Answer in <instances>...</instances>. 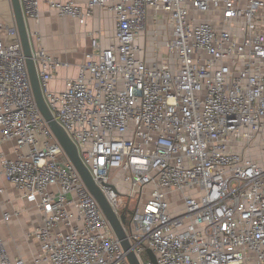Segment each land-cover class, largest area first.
Instances as JSON below:
<instances>
[{
	"label": "built area",
	"instance_id": "obj_1",
	"mask_svg": "<svg viewBox=\"0 0 264 264\" xmlns=\"http://www.w3.org/2000/svg\"><path fill=\"white\" fill-rule=\"evenodd\" d=\"M20 2L45 101L141 264L148 250L157 264H264V0ZM42 5L80 25L115 16L108 47L89 33L59 92L49 84L70 64L31 25ZM0 142L16 144L2 174L42 215L33 264H130L38 109L15 19H0ZM0 264H26L1 234Z\"/></svg>",
	"mask_w": 264,
	"mask_h": 264
},
{
	"label": "crops",
	"instance_id": "obj_2",
	"mask_svg": "<svg viewBox=\"0 0 264 264\" xmlns=\"http://www.w3.org/2000/svg\"><path fill=\"white\" fill-rule=\"evenodd\" d=\"M42 10L40 24H31L32 27L40 31L43 47L47 52L70 64L68 68L58 69L49 84L52 91L59 92L65 89L68 78L78 76L84 54L91 51L89 33L103 31L101 45L102 48L108 47L109 40L113 38L115 32V16L108 10L97 9L85 25H80L72 19H62L49 12L46 5H42ZM2 156L16 157L15 142H0V234L12 259L21 258L26 264H33L39 251V243L33 237V233L42 225V215L36 205L29 202L24 193L4 177L1 167ZM5 214L11 215L9 221L4 220Z\"/></svg>",
	"mask_w": 264,
	"mask_h": 264
},
{
	"label": "water",
	"instance_id": "obj_3",
	"mask_svg": "<svg viewBox=\"0 0 264 264\" xmlns=\"http://www.w3.org/2000/svg\"><path fill=\"white\" fill-rule=\"evenodd\" d=\"M10 2L15 19V24L18 28L24 54L26 57V63L30 76V81L38 109L41 112L45 121L47 122L48 126L56 136L58 142L61 144L62 148L64 149L67 155V158H64V160L69 159L72 162V164L77 169L80 177L82 178L84 184L99 203L117 239L120 241L123 250L127 253V258L129 263L141 264L140 258L136 255L134 250H132V245L124 229V225L126 224L125 215H122L121 218L119 219L116 213L114 212V210L110 207L101 188L96 184L90 170L82 162L79 156L77 146L71 140L69 135L66 133L65 129L56 121L50 108L48 107L42 93L36 66L32 58L33 55H32L30 37L28 33L27 23L24 18L21 2L20 0H10ZM146 253L147 255H149L152 264H157V258L156 255L153 253V251L148 250Z\"/></svg>",
	"mask_w": 264,
	"mask_h": 264
},
{
	"label": "rangeland",
	"instance_id": "obj_4",
	"mask_svg": "<svg viewBox=\"0 0 264 264\" xmlns=\"http://www.w3.org/2000/svg\"><path fill=\"white\" fill-rule=\"evenodd\" d=\"M0 18H2L4 22L6 21L5 22L6 24L12 25L11 22L14 20V15L12 12L10 0H0ZM261 26L264 28V20L261 22ZM125 207H127V205H125ZM128 222H129V219H128Z\"/></svg>",
	"mask_w": 264,
	"mask_h": 264
}]
</instances>
